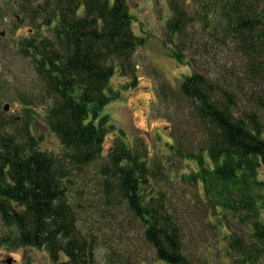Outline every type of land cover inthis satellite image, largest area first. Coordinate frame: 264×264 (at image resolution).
I'll use <instances>...</instances> for the list:
<instances>
[{
    "label": "trees",
    "instance_id": "trees-1",
    "mask_svg": "<svg viewBox=\"0 0 264 264\" xmlns=\"http://www.w3.org/2000/svg\"><path fill=\"white\" fill-rule=\"evenodd\" d=\"M167 2L172 54L194 72L178 89L161 82L159 93L166 101L174 95L190 103L203 138L198 149L171 143L173 153L194 164L176 175L201 186L217 224L227 228L233 264H264V0ZM11 5L19 19L30 18L42 32L20 45L44 81L38 99L62 150L41 147L29 120L30 98L21 120L0 107V245L46 249L53 261L67 256L66 264H119L97 260V235L79 226L82 202L70 194L74 170L102 157L107 134L116 127L104 108L139 80L135 54L145 39L134 30L130 2L13 0ZM231 48L241 61L229 67ZM116 74L124 79L118 89L112 82ZM108 155L105 187L143 223L157 257L166 264H195L164 193L147 191L155 168L144 154L117 138Z\"/></svg>",
    "mask_w": 264,
    "mask_h": 264
},
{
    "label": "rangeland",
    "instance_id": "rangeland-1",
    "mask_svg": "<svg viewBox=\"0 0 264 264\" xmlns=\"http://www.w3.org/2000/svg\"><path fill=\"white\" fill-rule=\"evenodd\" d=\"M12 1L1 3L7 13L0 14V107L4 109L8 105L4 110L21 120L30 98L34 102V115L29 119L34 134L41 138L43 149L59 152L62 150L60 138L46 122L44 103L38 99L44 92V81L36 70L35 59L25 55L20 45L23 38L42 32L30 18L17 17ZM129 2L135 18L134 30L145 39L135 54L139 80L103 110L110 114L116 127L107 134L102 157L74 170L70 195L82 202L79 226L97 235L96 256L101 263L116 260L119 264H166L147 241L143 223L105 187L102 168L109 161L108 154L115 140L125 138L140 149L151 169L158 170L154 169L155 177L149 179L147 191L164 193L166 205L182 225L185 251L195 264H233L227 253V228L217 224L201 186L176 175V170L189 172L194 164L173 153L171 143L198 149L203 138L190 103L186 99L179 101L174 95L166 101L159 93L161 82L168 81L178 89L183 78L194 72L190 64L179 62L172 54L167 29L171 15L168 2ZM240 61L238 53L232 48L227 50V66ZM123 81L119 74L112 80L117 89ZM261 177L264 178V166ZM68 260L62 255L59 261H53L46 249H7L0 245V264H66L63 262Z\"/></svg>",
    "mask_w": 264,
    "mask_h": 264
},
{
    "label": "water",
    "instance_id": "water-1",
    "mask_svg": "<svg viewBox=\"0 0 264 264\" xmlns=\"http://www.w3.org/2000/svg\"><path fill=\"white\" fill-rule=\"evenodd\" d=\"M8 109V105H6V110ZM9 262L11 261V259L8 260Z\"/></svg>",
    "mask_w": 264,
    "mask_h": 264
}]
</instances>
